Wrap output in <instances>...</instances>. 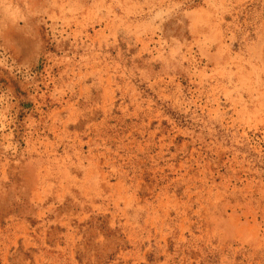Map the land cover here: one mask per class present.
<instances>
[{
	"label": "rangeland",
	"instance_id": "1",
	"mask_svg": "<svg viewBox=\"0 0 264 264\" xmlns=\"http://www.w3.org/2000/svg\"><path fill=\"white\" fill-rule=\"evenodd\" d=\"M0 264H264V0H0Z\"/></svg>",
	"mask_w": 264,
	"mask_h": 264
}]
</instances>
